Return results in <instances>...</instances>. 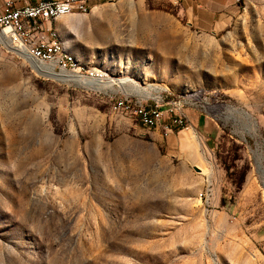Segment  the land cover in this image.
Returning <instances> with one entry per match:
<instances>
[{
  "label": "rangeland",
  "instance_id": "374dc122",
  "mask_svg": "<svg viewBox=\"0 0 264 264\" xmlns=\"http://www.w3.org/2000/svg\"><path fill=\"white\" fill-rule=\"evenodd\" d=\"M102 15V44L70 54L103 89L0 39V264H264V0L217 32ZM134 86L193 98L218 137L112 113Z\"/></svg>",
  "mask_w": 264,
  "mask_h": 264
},
{
  "label": "built area",
  "instance_id": "2783aa9c",
  "mask_svg": "<svg viewBox=\"0 0 264 264\" xmlns=\"http://www.w3.org/2000/svg\"><path fill=\"white\" fill-rule=\"evenodd\" d=\"M87 8H90L87 0H38L21 6H16L13 0H4L0 13V38L12 49L23 52L34 61L53 65L58 71L70 70L101 79L104 75L83 72V68L75 69L61 57L46 26L50 18H56L59 12L85 14ZM160 108H168L167 117H159ZM187 108L200 109V106L193 98L169 97L165 90L149 97L117 91L110 97L112 113L132 114L136 120H150L164 132V136L190 127ZM211 194L209 188L207 196L200 199H206L208 205Z\"/></svg>",
  "mask_w": 264,
  "mask_h": 264
},
{
  "label": "crops",
  "instance_id": "0c3cea01",
  "mask_svg": "<svg viewBox=\"0 0 264 264\" xmlns=\"http://www.w3.org/2000/svg\"><path fill=\"white\" fill-rule=\"evenodd\" d=\"M3 1L0 0V13ZM13 1L16 6H21L38 0ZM87 3L90 7L87 12L88 20H86V13L71 12L52 18L46 24L50 34L54 32L65 50L71 54L90 51L92 47L102 44L101 38L108 31L105 28L108 25V19L102 15L107 7L127 11L134 8L136 15L129 19L138 24L137 27H143L146 23L148 28L160 27L162 20L175 25L176 16H180L190 27L202 32H217L224 29L239 8V0H87ZM110 21L113 22V19ZM131 36H139V32H132ZM186 116L190 127L180 130L179 135L187 138L188 131L195 129L201 132L207 141L218 137L219 130L199 110L187 108Z\"/></svg>",
  "mask_w": 264,
  "mask_h": 264
},
{
  "label": "bare ground",
  "instance_id": "6f19581e",
  "mask_svg": "<svg viewBox=\"0 0 264 264\" xmlns=\"http://www.w3.org/2000/svg\"><path fill=\"white\" fill-rule=\"evenodd\" d=\"M89 9L90 8H87V12L89 11ZM69 13H71V12H59L58 16H62V15L69 14ZM58 16H56V17H58ZM50 19H52V18H50ZM51 35H52L54 45L56 46V48H58L60 56L64 57L65 60L67 62H69V64L71 66H73L75 69H77V63L74 60V57L69 52H67L65 50L63 44L58 40V38L56 37V34L54 32ZM1 40H3V39H1ZM9 48H11V47H9ZM14 50L19 52L20 54L26 56L23 52L16 50V49H14ZM38 69L40 71H43V72H48L47 74H49L53 77H57V78L65 79V80L70 79L74 82H77V83L83 84L87 87H91V88H95V89H103L106 87H111L112 82L114 80L113 78H110V77H103L101 79H96V78L88 77L86 75L79 74V73H76V72L70 71V70L58 71L53 67V65H50L49 67L48 66H42V68H38ZM132 91L137 92L141 96H144V95L147 96L148 95L145 91H143L142 89H140L139 87H136V86L132 87ZM140 93H143V94H140ZM166 113H168V108L167 109H162V108L159 109V117H165ZM138 121L146 127L156 128L154 126V124L151 123L150 120H138ZM182 142H184V140H182ZM191 155H192V153H191ZM207 194H208V189H205L204 192H200L199 197H206ZM203 200H204V203L206 205V199H203Z\"/></svg>",
  "mask_w": 264,
  "mask_h": 264
}]
</instances>
